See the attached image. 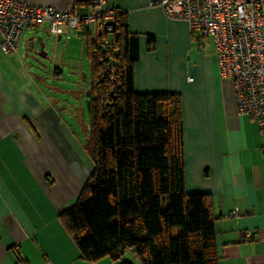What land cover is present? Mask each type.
<instances>
[{
    "label": "crops",
    "instance_id": "1",
    "mask_svg": "<svg viewBox=\"0 0 264 264\" xmlns=\"http://www.w3.org/2000/svg\"><path fill=\"white\" fill-rule=\"evenodd\" d=\"M20 1L85 14L94 0ZM107 1L127 12L131 32L139 36L136 91L181 95L186 191L212 197L218 264H264V137L251 117L238 114L217 55L205 40L196 49L188 22L169 18L153 0ZM34 32L50 34L46 25L30 28L15 53L0 49V264H115L110 257L81 259L59 218L94 164L62 108L18 77L20 47L27 38L26 47L32 46ZM149 35L155 38L152 49ZM60 72L56 65L55 77Z\"/></svg>",
    "mask_w": 264,
    "mask_h": 264
},
{
    "label": "trees",
    "instance_id": "2",
    "mask_svg": "<svg viewBox=\"0 0 264 264\" xmlns=\"http://www.w3.org/2000/svg\"><path fill=\"white\" fill-rule=\"evenodd\" d=\"M115 9L111 36L85 35L94 166L59 218L85 261L134 264L122 259L132 250L142 264H218L212 197L186 191L181 95L136 91L139 36Z\"/></svg>",
    "mask_w": 264,
    "mask_h": 264
},
{
    "label": "built area",
    "instance_id": "3",
    "mask_svg": "<svg viewBox=\"0 0 264 264\" xmlns=\"http://www.w3.org/2000/svg\"><path fill=\"white\" fill-rule=\"evenodd\" d=\"M107 5V0H94L84 14L0 0V49L15 53L24 31L42 25L57 37L95 33L97 24L110 33L118 16ZM151 5L162 7L171 19L187 21L200 44L212 39L221 74L232 83L238 114L251 117L264 137V0H153ZM238 214V208L231 212Z\"/></svg>",
    "mask_w": 264,
    "mask_h": 264
},
{
    "label": "rangeland",
    "instance_id": "4",
    "mask_svg": "<svg viewBox=\"0 0 264 264\" xmlns=\"http://www.w3.org/2000/svg\"><path fill=\"white\" fill-rule=\"evenodd\" d=\"M100 28L103 30V27ZM108 35L111 36L109 33ZM29 36L35 37V47L33 49L26 47L28 38L23 41L20 47L23 56L19 64V73L17 71L18 77L20 75L21 81L33 91L41 93L43 98L56 102L62 108V115L78 140L86 145L90 132L87 91L91 80L86 37L80 38L74 32L69 34L70 39L64 36L60 41L46 32H34ZM205 42L208 52L215 58L216 51L212 39H205ZM193 43L197 49L199 42L193 39ZM41 51L47 52V57L39 55ZM56 65L61 68L58 77L54 74ZM124 255L125 260L142 264L140 259L136 260L133 252H126Z\"/></svg>",
    "mask_w": 264,
    "mask_h": 264
},
{
    "label": "water",
    "instance_id": "5",
    "mask_svg": "<svg viewBox=\"0 0 264 264\" xmlns=\"http://www.w3.org/2000/svg\"><path fill=\"white\" fill-rule=\"evenodd\" d=\"M104 31H107V30L104 29ZM34 47H35V41H32V46L29 49H33ZM39 55H41L42 57H47V52L41 51ZM87 96H88V107L90 110L91 109V90L90 89L87 91Z\"/></svg>",
    "mask_w": 264,
    "mask_h": 264
}]
</instances>
